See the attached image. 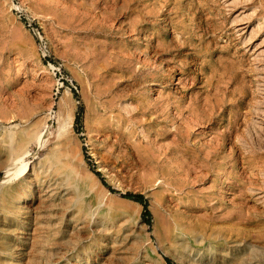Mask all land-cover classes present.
<instances>
[{"label":"rangeland","instance_id":"rangeland-1","mask_svg":"<svg viewBox=\"0 0 264 264\" xmlns=\"http://www.w3.org/2000/svg\"><path fill=\"white\" fill-rule=\"evenodd\" d=\"M166 259L264 264V0H0V264Z\"/></svg>","mask_w":264,"mask_h":264},{"label":"bare ground","instance_id":"bare-ground-1","mask_svg":"<svg viewBox=\"0 0 264 264\" xmlns=\"http://www.w3.org/2000/svg\"><path fill=\"white\" fill-rule=\"evenodd\" d=\"M110 20V19H109ZM160 33V32H159ZM158 41V40H157ZM121 53V52H120ZM147 62H148V60H147ZM190 81V80H189ZM62 117V116H61ZM72 120H73V114H72V111L69 109L68 111H67V114H66V116H65V118L64 119H62V124L60 125L62 128L63 127H65L66 129H67V131H71V125H72ZM60 127V128H61ZM60 130H62V129H60ZM64 132V131H63ZM68 133H71V132H68ZM37 135V134H36ZM9 137V136H8ZM73 136H71V138H72ZM77 137V136H76ZM18 138V137H17ZM75 138V137H74ZM11 139V138H10ZM13 140V139H12ZM75 140V139H74ZM73 140V141H74ZM10 141V140H9ZM25 142V141H24ZM24 142H20V145L15 149V150H13V151H11V158H9V160H7L8 162H7V164H5V166H6V175L3 177V181L5 182V181H7L10 177H11V175H13V176H15V175H21V174H25L26 173V171H25V167H26V165H22V164H20V165H18V167H15V166H17V164H18V162H19V159H20V157L22 156V155H24V154H26L27 152H26V145H25V143ZM13 149V148H12ZM54 150V149H53ZM101 153V152H100ZM74 154L76 155V159H77V165H76V169H75V174H76V176L79 178V186L81 187V189L82 190H85L86 188L88 189V190H90V191H92L91 190V187H93V186H96L98 189H97V193H102V194H100V196L101 197H99L100 199L101 198H103V196H110L111 198H110V200L111 199H113L112 198V196H113V194H112V196H111V193L101 184V182H100V180H99V178L97 177V175H96V173L94 172V171H92L91 169H90V166L88 165V162H87V160H86V158H85V155H84V152H83V149H82V145H81V142L78 140L77 142H75V147H74ZM99 154V153H98ZM102 156V155H101ZM104 157V156H103ZM137 158V157H136ZM46 160V159H45ZM49 161H50V159H49ZM50 163V162H49ZM68 163V162H67ZM46 164V163H45ZM42 165V164H41ZM40 165V166H41ZM43 165H44V162H43ZM46 166V165H45ZM51 166V165H50ZM67 166H69V165H67ZM15 167V168H14ZM68 168V167H67ZM74 168V167H73ZM16 169V170H15ZM50 169V168H49ZM16 171V173H12V171ZM96 170H97V168H96ZM46 171V170H45ZM42 172V171H41ZM48 172V171H47ZM45 173V172H44ZM44 175V174H43ZM16 177V176H15ZM62 178V177H61ZM52 179V178H51ZM59 179H60V177H59ZM75 179V178H74ZM53 186V185H52ZM41 188V187H40ZM55 188V187H54ZM53 188V189H54ZM72 188V187H71ZM53 189H52V191H53ZM55 190V189H54ZM68 190H69V188H68ZM56 191H58V190H56ZM67 191V190H66ZM65 192V191H64ZM70 192V191H69ZM72 192V191H71ZM55 193V192H54ZM63 193V192H62ZM96 193V192H95ZM71 194V193H70ZM70 194H69V196H70ZM73 194V193H72ZM63 195V194H62ZM74 195V194H73ZM72 195V196H73ZM103 195V196H102ZM59 196V195H58ZM69 196H67V197H69ZM75 196V195H74ZM44 197V196H43ZM66 197V196H65ZM114 197V196H113ZM49 198H51V197H48V199ZM59 198V197H58ZM70 198V197H69ZM75 198V197H74ZM73 198V199H74ZM97 198V197H96ZM107 198V197H106ZM52 199V198H51ZM63 199V198H62ZM61 199V200H62ZM72 199V200H73ZM79 199V198H78ZM2 200V199H1ZM69 200V199H68ZM102 200H104V199H102ZM106 200V199H105ZM108 200V199H107ZM109 200V201H110ZM59 201V200H58ZM58 201H56V202H58ZM70 201L71 200H69L68 202L70 203ZM76 201V200H75ZM79 201V200H78ZM55 202V201H54ZM63 201H61V203H62ZM67 202V203H68ZM74 202V201H73ZM104 202V201H103ZM103 202H102V204H103ZM99 203H101V201H99ZM47 204V203H46ZM111 204V203H110ZM20 205V204H19ZM23 205V204H22ZM57 205V204H56ZM60 205V204H59ZM64 205V204H63ZM100 205V204H99ZM108 205V204H107ZM138 207H141L139 204H136ZM72 206H73V204H72ZM71 206V207H72ZM86 206V205H85ZM44 207V206H43ZM47 207V206H46ZM108 207V206H107ZM152 207V206H151ZM39 208V207H38ZM87 208V207H86ZM48 209V208H47ZM71 209V208H70ZM74 209V208H73ZM92 209V208H91ZM46 210V209H45ZM153 210V220H152V225L150 226L153 230H155L158 226H159V215H158V213L154 210V209H152ZM62 211V210H61ZM78 211V208H77V210H76V212ZM80 211V210H79ZM75 212V211H74ZM81 212H82V210H81ZM78 213V212H77ZM91 213V212H90ZM55 214V213H54ZM54 214H52L51 213V218H52V216L54 215ZM61 214V213H60ZM59 214V215H60ZM84 214V213H83ZM94 214H95V212H94ZM47 215V214H46ZM61 215H63V212H62V214ZM90 215V214H89ZM100 215V214H99ZM98 215V216H99ZM233 215V214H232ZM41 216V215H40ZM39 216V218H41ZM110 216V215H109ZM124 216H125V214H124ZM38 217V216H37ZM46 217H49V216H46ZM54 217V216H53ZM84 217V216H83ZM127 217V216H126ZM35 218V217H34ZM61 218H63V217H61ZM94 218H95V216H94ZM98 218H101V217H98ZM28 219V218H27ZM36 219V218H35ZM35 219H34V221H35ZM48 219V218H47ZM83 219V218H82ZM39 220V219H38ZM45 220V219H44ZM44 220H43V222H44ZM116 220V219H115ZM222 220V219H221ZM46 221V220H45ZM59 221V220H58ZM57 221V222H58ZM86 221V220H85ZM102 221V220H101ZM120 222H122L123 220H119ZM57 222H55V223H57ZM75 222V221H74ZM73 222V223H74ZM110 222V221H109ZM124 222V221H123ZM161 222V221H160ZM163 222H165V220L163 221ZM162 222V223H163ZM29 223V222H28ZM52 223H53V221H52ZM51 223V224H52ZM176 223V225L178 226V223L177 222H175ZM84 224V223H83ZM106 224V223H105ZM120 225H121V223H119ZM164 224H167V223H164ZM56 225H58V224H56ZM80 225V224H79ZM86 225V224H85ZM92 225V224H91ZM117 225H118V222H117ZM161 225V224H160ZM35 226V225H34ZM33 226V227H34ZM42 226V225H41ZM54 226V225H53ZM75 226V225H74ZM111 226H112V224H111ZM36 227H38V226H36ZM46 227V226H45ZM100 227V226H99ZM98 227V228H99ZM119 227V226H118ZM145 227V226H144ZM163 227V226H162ZM77 228V227H76ZM97 228V229H98ZM102 228V227H101ZM164 228V227H163ZM32 229V228H31ZM47 229H48V226H47ZM83 229V228H82ZM89 229H90V227H89ZM92 229H94V228H92ZM96 229V230H97ZM114 229V228H113ZM115 229H117V227L115 228ZM152 229H149V230H152ZM165 229V228H164ZM163 229V230H164ZM173 229L174 228H172V230H171V228H167V231L163 234V239L164 240H166L167 241V243H174L175 241H176V238H175V234H174V232H173ZM192 229V230H191ZM33 230H35L34 228H33ZM76 230H78V229H76ZM102 230H103V228H102ZM145 230V229H144ZM143 230V231H144ZM181 230L182 231H186L187 233H191V232H193V228H181ZM19 231V230H18ZM22 231V230H21ZM41 231V230H40ZM43 231V230H42ZM48 231V230H47ZM109 230H107L106 232H108ZM115 231V230H114ZM162 231V230H161ZM16 232V231H15ZM30 232H32V230L30 231ZM57 232V231H56ZM72 232V231H71ZM77 232V231H76ZM81 232V231H80ZM119 232H120V230H119ZM129 232V231H128ZM27 233V232H26ZM109 233V232H108ZM16 234V233H15ZM28 234V233H27ZM43 234V233H42ZM73 234V233H72ZM120 234V233H119ZM145 234H146V232H145ZM148 234V233H147ZM18 235V234H17ZM33 235V234H32ZM48 235V234H47ZM51 235V234H50ZM80 235H82V234H80ZM85 235V234H84ZM118 235V234H117ZM162 235V234H161ZM21 236V235H20ZM36 236V235H35ZM38 236V235H37ZM71 236V235H70ZM213 236V235H212ZM17 237V236H16ZM27 237V236H26ZM83 237V236H82ZM107 237V236H106ZM118 237V236H117ZM148 237V236H147ZM28 238V237H27ZM31 238V237H30ZM34 238H37V237H33V239ZM44 238V237H43ZM43 238H41V239H43ZM81 238V237H80ZM79 238V239H80ZM129 238H130V236H129ZM67 239V238H66ZM76 239V238H75ZM84 238H82V240H83ZM149 239V238H148ZM194 239V238H193ZM39 240V239H38ZM126 240V239H125ZM152 240V239H151ZM57 241H59V240H57ZM132 240H130V242H131ZM150 241V240H149ZM196 241V240H195ZM33 242V241H32ZM41 242V241H40ZM53 242V241H52ZM130 242H129V244H130ZM177 242V241H176ZM185 242V241H184ZM201 242V241H200ZM36 243H39V242H36ZM51 243V242H50ZM69 243V242H68ZM71 243V242H70ZM113 243V242H112ZM124 243V242H123ZM196 243H199V242H196ZM62 244H63V242H62ZM116 244H118V243H115V245ZM141 244V243H140ZM181 244H183V243H181ZM39 245V244H38ZM54 245V244H53ZM119 245V244H118ZM131 245V244H130ZM138 245V244H137ZM33 246V245H32ZM40 246V245H39ZM55 246V245H54ZM76 246V245H75ZM101 246V245H100ZM129 246V245H128ZM31 247V246H30ZM48 247V246H47ZM53 247V246H52ZM133 247V246H132ZM33 248H34V246H33ZM49 248V247H48ZM141 248V247H140ZM152 248H153V246H152ZM152 248L150 249V251L152 250ZM181 248V247H180ZM183 248V247H182ZM181 248V249H182ZM189 248V247H188ZM105 249V248H104ZM125 249V248H124ZM123 249V250H124ZM190 249V248H189ZM30 250H31V248H30ZM114 250V249H113ZM140 250V249H139ZM197 250V249H196ZM37 251V250H36ZM39 251V250H38ZM37 251V252H38ZM58 251H59V249H58ZM125 251V250H124ZM123 251V252H124ZM128 251V250H127ZM126 251V252H127ZM133 251V250H132ZM109 252H111V251H109ZM129 252V251H128ZM135 252H136V250H135ZM135 252H133L134 254H135ZM138 253L140 252V251H137ZM155 252V251H154ZM31 253V252H30ZM39 253V252H38ZM37 253V254H38ZM44 253V252H43ZM115 253V252H114ZM34 255L36 254L35 252L33 253ZM46 254V253H45ZM53 254V253H52ZM55 254V253H54ZM60 254V253H59ZM97 254V253H96ZM123 254V253H122ZM40 254H38V256H39ZM115 255H117V254H115ZM121 255V254H120ZM133 255V254H132ZM138 255V254H137ZM28 256V255H27ZM30 257H33L32 255H29ZM42 257H44L43 255H41ZM64 256V255H63ZM62 256V257H63ZM105 256H107V254L105 255ZM112 256V255H111ZM110 256V257H111ZM124 256V255H123ZM126 256V255H125ZM128 257L130 256L129 254L127 255ZM135 256H136V254H135ZM34 257H36V256H34ZM104 257V256H103ZM108 257V256H107ZM116 257V256H115ZM115 257H114V259H115ZM160 257V256H159ZM27 258V257H26ZM51 258V257H50ZM37 259V258H36ZM52 259V258H51ZM102 259V258H101ZM108 259V258H107ZM109 259H111V258H109ZM121 259H123V257L121 258ZM49 260V259H48ZM53 260V259H52ZM116 260V259H115ZM114 260V261H115ZM106 261H108V260H105V262ZM110 261V260H109ZM117 261V260H116ZM6 262V261H5ZM36 262H37V260H36ZM35 262V263H36ZM43 262H44V260H43ZM55 262V261H54ZM130 262V261H129ZM40 263H41V260H40ZM45 263V262H44ZM108 263V262H107ZM5 264V263H4ZM8 264V263H7ZM28 264V263H27ZM69 264H71V263H69ZM104 264V263H103ZM113 264V263H112Z\"/></svg>","mask_w":264,"mask_h":264},{"label":"trees","instance_id":"trees-1","mask_svg":"<svg viewBox=\"0 0 264 264\" xmlns=\"http://www.w3.org/2000/svg\"><path fill=\"white\" fill-rule=\"evenodd\" d=\"M79 122H80V109H79V111H77L75 118H74V123L76 125H78ZM96 175L98 176V173H96ZM123 197L139 203L142 206V210H141L142 219L146 223L150 222L151 214H150V211L148 210V202H147L146 198L143 196V194L127 192V193L123 194ZM166 261L169 264H172V262L169 259H166Z\"/></svg>","mask_w":264,"mask_h":264},{"label":"built area","instance_id":"built-area-1","mask_svg":"<svg viewBox=\"0 0 264 264\" xmlns=\"http://www.w3.org/2000/svg\"><path fill=\"white\" fill-rule=\"evenodd\" d=\"M46 56H47L46 54H43V59H45ZM53 63H50V62L47 61L48 67L53 71V74L56 75V73H60V71H59V68L56 67L55 64H53ZM58 81H60L59 82V86H58V88H60V87L63 86L64 81L60 80V78H58Z\"/></svg>","mask_w":264,"mask_h":264}]
</instances>
